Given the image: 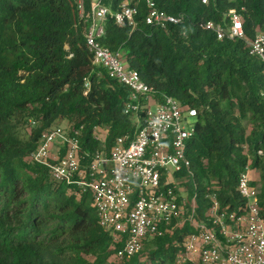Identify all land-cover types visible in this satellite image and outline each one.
Instances as JSON below:
<instances>
[{"label": "trees", "instance_id": "trees-1", "mask_svg": "<svg viewBox=\"0 0 264 264\" xmlns=\"http://www.w3.org/2000/svg\"><path fill=\"white\" fill-rule=\"evenodd\" d=\"M122 1L104 4L115 10ZM132 1L140 6L137 27L110 19L102 42L125 53L156 98L171 95L197 109L191 164L177 174L188 198L196 197V219H207L212 191L223 208L244 205L237 184L248 166L257 174L252 184L264 218V63L244 39L219 40L199 27L235 8L253 39L264 30V0H155L187 15L166 30L144 22L145 0ZM85 28L77 0H0V264H107L121 247L100 225L90 192L53 181L47 167L29 159L58 119L84 126L81 144L90 152L101 145L96 125L108 131L106 151L135 133L129 88L94 64ZM191 231L189 221H174L118 264H178Z\"/></svg>", "mask_w": 264, "mask_h": 264}, {"label": "built area", "instance_id": "built-area-1", "mask_svg": "<svg viewBox=\"0 0 264 264\" xmlns=\"http://www.w3.org/2000/svg\"><path fill=\"white\" fill-rule=\"evenodd\" d=\"M77 2L94 64L129 88L127 111L133 113L136 130L132 136H119L106 151L108 131L96 125L93 136L101 145L90 152L82 148L83 125H70L68 130L50 126L29 159L47 167L53 181L76 185L82 192L92 194L100 225L113 235L115 244H121L114 254L118 260L141 251L147 240L161 235L174 221L180 225L189 221L193 231L184 238L177 255L178 264H264L260 190L252 184L249 166L237 184V192L245 200L243 206L234 210L223 208L212 191L207 195V219H196L195 196L187 217L183 218L186 201L179 185L184 180L177 174L191 164L187 149L196 132L198 111L171 95L156 98L154 88L143 80L140 72L125 65L122 53L114 52L102 42L105 24L110 19L132 30L137 27L138 1L123 0L115 10L105 5L104 0H91L89 10L85 0ZM202 2L207 4L209 0ZM145 3L143 20L153 27L166 30L172 24H183L187 18L184 13L172 14L161 9L155 0ZM199 27L213 32L219 40L244 39L250 53L264 63V30L248 39L239 10L230 9L221 21L200 20Z\"/></svg>", "mask_w": 264, "mask_h": 264}, {"label": "rangeland", "instance_id": "rangeland-1", "mask_svg": "<svg viewBox=\"0 0 264 264\" xmlns=\"http://www.w3.org/2000/svg\"><path fill=\"white\" fill-rule=\"evenodd\" d=\"M125 53L124 52H122V56L124 57V59H125V55H124ZM125 65H130L129 64V62H128V60H126L125 59ZM152 109L154 110L155 109V105L154 106H152ZM196 119V118H195ZM195 119H192V120H195ZM70 123L68 122V120H66V119H58V120H56L52 125H51V127H60V128H62L63 130H68L69 129V127H70ZM253 177L255 178V177H257V174L253 171ZM179 188H181V189H183L184 191H182L181 193H182V197H183V199L186 201V209H185V215H184V217L183 218H186L187 217V210H188V203H191V200L188 198V192H187V186L186 185H182V184H180L179 185ZM182 218V219H183ZM118 262H119V260L117 259V258H115L114 256H112L110 259H109V261H108V263L107 264H118Z\"/></svg>", "mask_w": 264, "mask_h": 264}, {"label": "crops", "instance_id": "crops-1", "mask_svg": "<svg viewBox=\"0 0 264 264\" xmlns=\"http://www.w3.org/2000/svg\"><path fill=\"white\" fill-rule=\"evenodd\" d=\"M251 171H252V175H253V171H254V170H251Z\"/></svg>", "mask_w": 264, "mask_h": 264}]
</instances>
